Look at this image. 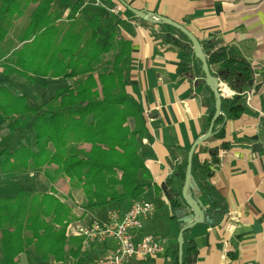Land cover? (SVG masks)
Here are the masks:
<instances>
[{"label":"trees","instance_id":"16d2710c","mask_svg":"<svg viewBox=\"0 0 264 264\" xmlns=\"http://www.w3.org/2000/svg\"><path fill=\"white\" fill-rule=\"evenodd\" d=\"M61 1L0 0L3 73L32 84L43 78L74 80L36 106L26 95L0 82V115L9 121L10 132L29 127L31 133L27 141L22 139L15 147L0 146V178L43 171L51 184L49 191L22 189L0 197V264H16L18 256L29 249L43 261L83 264L87 260L90 252L82 248L83 237L67 233L69 224L82 216L77 217L56 192L54 184L60 177H67L72 188L83 192V214L107 211L113 206L125 213L142 199L152 183V173L142 156L147 120L127 91L129 78L123 66V60L131 54V42L122 37L117 24L103 25L99 15L82 10L80 1L70 6L64 18L58 6ZM106 2L122 6L118 0ZM23 18L20 27L17 22ZM159 26L162 41L182 49L179 75L191 74L208 99L215 101L191 41L171 25ZM200 43L211 72L213 67L217 69L212 74L220 75L237 91L235 97L221 99V114L212 136L223 139L226 122L241 118L245 112L243 92L253 83L252 70L235 47L215 37ZM213 115L208 117L205 131ZM188 153L177 169L183 184ZM210 154L212 161L208 163L193 153L189 193L195 200L200 196L205 220L218 226L228 208L212 180L219 149L212 148ZM175 196L172 189L169 219L188 214L186 209L178 208ZM187 232L183 263L196 248L186 240ZM172 264H179L178 250Z\"/></svg>","mask_w":264,"mask_h":264},{"label":"crops","instance_id":"0c3cea01","mask_svg":"<svg viewBox=\"0 0 264 264\" xmlns=\"http://www.w3.org/2000/svg\"><path fill=\"white\" fill-rule=\"evenodd\" d=\"M78 1L82 3V10L99 15L103 25L117 24L122 37L131 42V54L123 60L129 78L127 91L139 103L147 120L142 156L152 173L149 193L154 198L148 201L154 204L155 214L142 220L136 240L144 234H153L162 242L165 251L155 256L133 257L127 264H172L183 224L180 219H169L168 197L162 186L166 185L168 192L173 189L178 208L186 209L181 194L183 183L177 169L184 164L186 151L207 132L205 126L208 117L215 112V101L208 99L191 74L179 75L177 68L182 49L162 41L160 35L163 32L158 23L142 19L124 6L120 5L119 12L115 13L110 9L112 5L96 7L91 0L58 2L64 18L69 14L70 6ZM123 1L133 9L185 26L199 40L215 37L225 45L235 47L250 64L253 83L247 89L250 102L245 101L244 114L226 122L223 139L211 136L194 151L201 160L210 163V150L219 149L212 180L226 200L227 216L218 226L201 223L188 229L186 240L196 248L183 264H264V0ZM216 71L213 67L212 72ZM73 81L43 78L32 84L14 74H4L0 65V82L26 95L31 103H34L32 98L42 102L48 100L58 88ZM24 129L11 133L9 121L0 115V146L12 148L22 139L27 141L31 137L30 128ZM223 143L227 144L226 148L221 147ZM29 176L4 177L0 178V183L24 178L31 184L30 188L44 183L34 173ZM167 181L172 182V186ZM198 198L201 200L200 196ZM142 199L147 200L143 196ZM155 199H158L157 204ZM113 212L123 214L117 206L98 213L88 211L67 231L72 233L77 225H90L101 218L107 221ZM114 246L111 238L103 244H94L88 250L89 257L92 253L98 257ZM32 259H36L35 264L69 263L43 261L29 250L18 256L16 264H34Z\"/></svg>","mask_w":264,"mask_h":264},{"label":"built area","instance_id":"2783aa9c","mask_svg":"<svg viewBox=\"0 0 264 264\" xmlns=\"http://www.w3.org/2000/svg\"><path fill=\"white\" fill-rule=\"evenodd\" d=\"M91 3L96 7H107L108 5L106 0H91ZM120 7L119 4H114L110 9L118 13ZM219 91L224 98L228 99L237 95V91L231 89L223 81L219 83ZM243 94L246 95V103L249 104L250 93L246 90ZM154 214V204L141 199L133 203L122 215L113 212L107 221L100 219L90 225L79 224L72 233L68 231L67 233L83 237L82 248L84 251H88L93 244H103L108 239H113L115 246L102 252L96 260V264H127L133 257L155 256L165 251L162 242L153 234H144L136 240L137 231L142 227V220Z\"/></svg>","mask_w":264,"mask_h":264},{"label":"water","instance_id":"95a60500","mask_svg":"<svg viewBox=\"0 0 264 264\" xmlns=\"http://www.w3.org/2000/svg\"><path fill=\"white\" fill-rule=\"evenodd\" d=\"M122 6L129 9L131 12H133L136 16L145 19L150 20L154 23H164L171 25L178 30H180L184 35L187 36V38L191 41L193 51L195 53V56L201 61L202 68L205 74V82L206 84L211 88V90L214 92L215 95V106H214V115L212 117L209 129L207 132H205L203 135H201L198 139L195 140L192 147L189 150L188 153V160H187V166H186V174H185V180L182 187V198L185 201L187 216L182 217L180 220L183 224L182 229L179 232L178 235V262L179 264H183V244H184V232L185 230H188L189 228L201 224V223H208L211 224V222H207L205 220V214H204V207L201 200L198 198V200H195L189 193V189L192 185L191 183V175H192V157L193 153L198 145H201L205 143L213 134V128L214 124L217 120V118L221 114V99L223 98V95L219 91V83L222 81L220 75L215 76L212 74L210 67L207 63L206 54L204 53L200 40L198 37L191 32L189 29H187L185 26L174 22L172 20L166 19L161 16L152 15V13L139 11L136 9L131 8L125 1L118 0ZM163 190L165 191L167 197H169V192L167 190L166 185L162 186ZM181 208V207H180ZM185 209V208H184ZM181 211V210H180Z\"/></svg>","mask_w":264,"mask_h":264},{"label":"rangeland","instance_id":"374dc122","mask_svg":"<svg viewBox=\"0 0 264 264\" xmlns=\"http://www.w3.org/2000/svg\"><path fill=\"white\" fill-rule=\"evenodd\" d=\"M25 21V18L18 20L17 24L18 26L22 27L23 23ZM18 27V28H20ZM17 76V75H16ZM18 90L22 91V88H19ZM33 105H38L36 104L37 102L39 103L41 100L40 99H35L32 98ZM36 174V176H38L39 178L42 179V181H44V183H41L40 185H38L37 187H28L31 184L28 182V180H26V178L21 179V180H15V181H10V180H3V183H0L2 185H0V197H7V196H11L14 193H16L18 190L20 189H27L33 191V192H44V191H49L50 190V182L48 181V179L45 177L43 171L35 173V172H30L28 174V176L30 174ZM24 175V174H21ZM35 177V176H33ZM4 178V177H2ZM29 178H31V176H29ZM54 187H56V192L58 193V195L67 203H69V205L72 207L75 215L77 217H80L83 215L84 213V208H83V200H84V195L83 192L80 189H76V188H72L71 184L69 182V179L67 177H60L58 179V181L54 184ZM143 197L147 200H153V196L151 195V193H149V189L147 190V193L145 195H143ZM158 199H155V204H157ZM103 219V218H101ZM79 221V220H78ZM75 223V222H73ZM94 245V244H93ZM30 251H32L33 255L34 252L32 249H29ZM99 257V256H98ZM97 255L95 253H92L91 256L88 258V260L86 261L85 264H93L95 262V260L98 259ZM31 262H33L34 264L36 263V259H32ZM68 264H71V262H69Z\"/></svg>","mask_w":264,"mask_h":264}]
</instances>
